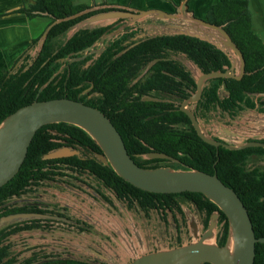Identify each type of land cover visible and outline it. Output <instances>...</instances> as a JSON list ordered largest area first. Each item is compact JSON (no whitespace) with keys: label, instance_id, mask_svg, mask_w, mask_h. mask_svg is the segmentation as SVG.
Instances as JSON below:
<instances>
[{"label":"trees","instance_id":"obj_1","mask_svg":"<svg viewBox=\"0 0 264 264\" xmlns=\"http://www.w3.org/2000/svg\"><path fill=\"white\" fill-rule=\"evenodd\" d=\"M189 2V9L193 10ZM88 7L87 4H74L73 0H35L20 11L29 19L47 18V27L56 19L72 16ZM110 9L87 11L78 17L63 20L52 26L35 58L28 62V56H26L27 61L20 66L19 71L8 75L1 82L0 124L18 108L36 99L67 97L94 106L111 119L122 135L129 154L140 166L158 167L148 163L159 159L144 157L154 149L175 157L176 165L181 169H199L211 174L217 172L219 178L233 188L244 202L256 237H264V170L246 166L252 155H264V148L248 147L235 150L223 146L217 148L205 142L197 134L187 114L180 110H166L169 103L145 101L141 99V96L129 103L123 97L125 92L133 93V91L145 95L153 87L163 91H173L183 83L182 80L185 81L186 86L195 87V79L183 63L178 60L164 59L153 65L150 76L137 83L134 88H128L127 82L139 74L142 65H146L155 58L167 56L169 52L185 54L202 72L225 71L226 67L231 66L230 57L211 42L185 34L157 35L139 42L112 59L113 47L117 48L116 52L125 49L120 44L130 35L125 33L89 69L81 71L82 62H72L68 69L63 74L57 75L37 97L41 86L60 68L59 59L80 53L96 43L106 27L83 28L67 40L63 39L64 34L78 22ZM174 11L176 10L173 9L170 12ZM199 17L217 25H224L246 60V73L240 80L234 78L210 80V84L205 88L201 106L209 109L216 103L230 115L237 109H243L241 104H244L246 109H256L250 96L257 97L261 103H264L263 96H256L257 93L264 92V41L253 28L249 0H218L209 6L203 16ZM39 39H34V44H37ZM176 76H179L181 80H176ZM85 80L89 81L84 85L85 87L93 81L95 91L103 92L104 97L89 98L87 95H82L84 87L79 85ZM221 84L229 93L223 99L219 97ZM120 99L126 103H120ZM260 112L264 113V109ZM59 139L70 145L80 144L91 149L93 154L87 158L73 156L64 159H43L45 154L64 145L58 141ZM96 153L102 154L103 151L83 128L67 122L42 126L36 132L19 172L0 187V204L12 195L20 194L31 178L48 176L50 171L46 168L50 163L64 160L81 167H90L108 184L114 186L120 195L131 193L144 209L156 206L157 203L161 205L166 203L165 205L170 206L169 204L175 203V196L183 195L190 198L198 208L207 212L205 226L208 225L210 215L219 211L217 242L219 245L226 244L229 236L228 218L217 204L203 193L187 191L168 194L143 190L123 179L111 165L98 160L94 156ZM71 264L89 263L72 261ZM254 264H264L263 242L256 243Z\"/></svg>","mask_w":264,"mask_h":264},{"label":"water","instance_id":"obj_2","mask_svg":"<svg viewBox=\"0 0 264 264\" xmlns=\"http://www.w3.org/2000/svg\"><path fill=\"white\" fill-rule=\"evenodd\" d=\"M114 7L116 8L93 14L78 22L64 34L63 39H69L83 28H94L111 20L127 18L129 22L124 26L122 25L113 34L122 33L128 25H136L143 30L134 38L137 42L130 45L123 52L149 37L163 34H185L211 42L230 57L231 67L225 72L202 73L193 61L181 60L197 77L198 85L197 92L186 100L184 105L190 101L198 100L202 94L205 80L214 77L241 79L246 73L245 57L224 25H217L197 16L194 10L189 9L188 4L183 9L179 7L174 12L160 8L138 9L124 5ZM87 11H92V9H86L69 17L56 19L49 24L37 43V53L41 50L54 24L69 18L78 17ZM94 24L98 25L92 26ZM105 38L106 36H102V43ZM96 45L97 43L85 48L81 51L83 52L81 57L73 59L84 58L87 52L89 50L93 51ZM102 49L104 48L102 47L98 50V54ZM156 61L158 59L151 61L148 68ZM55 76L54 74L41 86L37 97ZM256 96L264 97V92L257 93ZM182 109L190 117L197 134L205 142L217 148L220 145L231 150L244 149L251 146L264 147V142L255 140L256 138H264L263 112L255 109L241 111L243 114L250 111L257 112L258 121H256V125H252L254 132H247L236 127L235 124L239 123L236 120L237 117L232 121V125H211V128L209 127L208 129L193 111L185 107ZM58 122H67L83 128L103 151L102 154L96 153L94 156L104 164L111 165L123 179L134 186L156 193L201 192L217 204L228 218L229 236L225 245H219L217 242L220 213L216 211L212 213L209 225L202 235H199L198 227L193 224L195 231H193V238L190 242L173 247L160 248L158 251L137 256L129 264H202L206 262L211 264H254L256 243H264V237H256L247 207L238 193L219 178L217 172L211 174L192 168L181 169L171 166L146 168L140 166L129 154L122 135L111 119L98 108L79 100L67 97L48 100L36 99L4 118L0 124V187L9 182L19 172L36 132L46 124ZM209 130L218 134L224 141L217 140L210 134ZM79 153L80 151L73 147H61L45 154L43 158L50 159ZM144 157L176 160L171 155L158 152L148 153ZM30 216L32 215L18 213L3 217L0 221V227L6 222Z\"/></svg>","mask_w":264,"mask_h":264},{"label":"flooded vegetation","instance_id":"obj_3","mask_svg":"<svg viewBox=\"0 0 264 264\" xmlns=\"http://www.w3.org/2000/svg\"><path fill=\"white\" fill-rule=\"evenodd\" d=\"M184 1L185 3L187 1L189 2V0H181L180 4H182ZM180 4L178 3L175 7L177 8ZM128 22L129 20L127 18H119L115 19L111 23L101 25L106 27V29L100 36L99 40L96 42L97 45L95 46V48H93V51L89 50L87 52V55L82 59L74 60L73 58L81 57L83 55V52L60 58L59 62L61 63V66L54 74L56 76L63 74L68 69L69 64H71L72 62H82L81 71L89 69L112 46V44L115 43L117 40L121 39V37L124 36L125 33L130 34L123 41L120 42V44L124 46L125 49H127L133 43L137 42L134 38L137 37V35L140 34V32L143 30L139 26L128 25L125 27L122 33L113 34L118 28H120L122 25L124 26ZM102 36H106L103 43L101 42ZM102 47L104 49H102L98 54V50H100ZM124 50H122L121 52H116L117 48L113 47L112 51L114 52V56L112 59L118 57L120 54L123 53ZM155 59H158V61L164 59L178 60L183 63L181 60L188 58L183 53L169 52L167 56ZM23 63L24 60L22 61V63H20L18 69L13 74L19 71L20 66ZM149 63H147L146 65H142V69L139 71V74L134 78L132 77L129 79V81L127 82L128 88H134L137 83L145 80L148 76L151 75L150 70L155 63L148 68ZM230 67H226L225 71H227V69H229ZM191 75L195 79V87L193 85L186 86L185 81L182 80L183 83L177 88L173 89V91H163L162 89L153 87L150 88L148 93H146L145 95H140L139 92L133 91V93L125 92L123 97L125 101L129 103L133 102V100L138 96H141V99L145 101L169 103V107L166 108V110H180L187 114L182 109L185 107L193 111L196 117L202 120L205 125L206 123H209L206 121L207 119H209L208 115L212 112L219 113V115H224L225 117H229L232 122L238 116L241 110L247 108L244 107V104H241L243 109H237L233 111L230 115L225 110H222L220 106L216 103L211 105L209 109L203 108L201 106L205 88L208 87L211 79L231 77H214L205 80L203 84L202 94L198 98V100L190 101L186 105H184V102L186 100L194 96L198 88L197 77L194 76L192 72ZM176 80H181V78L179 76H176ZM88 82V80H85L79 85V87H84L81 94L87 95L89 98H103L104 93L100 91H95V83L93 81L86 87L84 86ZM228 94L229 93L225 89V86L221 84L219 89V97L223 99L224 97L228 96ZM250 97L255 105V110L258 109L257 111H263L264 103H261L260 99H258L257 97ZM125 101L123 99H120V103H126ZM211 125L206 126L209 129V127L211 128ZM209 132L217 140L224 141L219 137L218 134L210 130ZM255 140L264 142V138H256ZM58 141L64 144L62 147H73L74 149L79 150L80 153L76 155L62 156L46 160L64 159L73 156L87 158L93 154L91 149L86 148L80 144L74 143L70 145L62 139H59ZM156 152L165 153L156 151L154 149H152L148 153ZM255 157H264V155H252L248 159V161L251 158ZM145 158L159 159L158 161L148 163V165H157L158 167L163 166V162H173L175 164L177 161L160 157ZM256 167L260 168L258 166ZM46 169L50 171L48 176L36 179L31 178L29 180V183L20 191V194H14L8 199H6L2 204H0V221L3 217L18 213L32 215L28 218H22L11 222H6L4 225H2V227H0V264H71L72 261L89 264H113V261L115 262L116 260L115 258H112V255L108 253L106 248H113L114 245H120V248L125 252L123 257L128 259V261H125V259L121 257L122 259L120 263L129 264L133 262V260L137 257L134 256L136 250L131 247L132 241L136 240L137 231L139 227V225L136 223L135 218H133L132 216L133 210L138 213L143 220L148 221L152 219H157V221L164 224L168 230H171L173 233V240H169V243H172L171 247L175 246L174 242H177L178 245H182L185 243L183 242V235L185 230L186 232L188 231L187 233H190L188 237H191L192 239V233L193 231H195L193 229V224L198 227V233L201 226H203V229L206 230L207 226L209 225V220L212 214L209 217L208 225L205 226L207 212L204 209L201 210L200 208H198V206L186 196H175V203L173 202L172 204H169L170 206L165 205L166 203H164L163 205L157 203L156 206H149L147 209H144L139 205L138 200L133 197L131 193L120 195V193L114 186L108 184L104 178L100 177L90 167H81L69 161L59 160L50 163V165H48ZM47 184H50V186L44 188V186ZM42 188H44V190L46 191L45 193L40 192L41 190H43ZM32 191H35V197H26V195ZM193 207L196 208L197 219L194 215L192 216V212L194 211ZM102 210V217L103 219H105L107 230H105L104 228L102 229L98 226V224H100L98 222V216L101 215L100 211ZM54 223L61 225H69L71 228H76L81 233L92 234L94 238L92 239V241H82V243H84L81 246L82 248L77 247L76 251L71 250L69 244L64 242L67 241V238L64 237H68V235L60 234L59 232L57 234L55 230L53 232L52 227L54 226ZM116 228L119 229L121 233L120 235L116 231ZM20 234H31L33 236V240L36 237L35 235H37L39 241L32 243L30 242L31 240L28 238V242H25L24 244L20 245L15 240L17 236H20ZM55 234H57L59 238H61V241L49 238L51 237V235ZM139 237V246H142L144 249L146 248V250L139 252L138 256L158 251L160 248H166L165 246L167 244L165 241V243H161V241L159 243L155 239V242H153L150 240L151 235L149 236L147 234H144ZM141 237H143V240ZM150 242L155 245L154 249H150ZM79 249L83 250L81 252V255H78V253H80Z\"/></svg>","mask_w":264,"mask_h":264},{"label":"crops","instance_id":"obj_4","mask_svg":"<svg viewBox=\"0 0 264 264\" xmlns=\"http://www.w3.org/2000/svg\"><path fill=\"white\" fill-rule=\"evenodd\" d=\"M180 0H73L74 4H87V9H114L117 5L138 9L160 8L172 11ZM218 0H190L194 12L203 16L209 6ZM35 0H0V84L13 74L32 50L34 39L40 38L47 28L34 30L30 19L20 9L34 3ZM254 30L264 41V0H249ZM110 9V10H111ZM111 20L105 24L111 23ZM104 24V25H105ZM200 71V70H199ZM201 72V71H200ZM246 110V109H245ZM244 110V111H245ZM243 111V110H242Z\"/></svg>","mask_w":264,"mask_h":264},{"label":"rangeland","instance_id":"obj_5","mask_svg":"<svg viewBox=\"0 0 264 264\" xmlns=\"http://www.w3.org/2000/svg\"><path fill=\"white\" fill-rule=\"evenodd\" d=\"M180 2H181V0L179 1V4H180ZM186 4H188V1L186 2ZM186 4L184 1L182 3V5L180 4L181 6L179 5L177 8L175 7V10H177L179 7H181L183 9ZM30 22H31L32 29L36 30V29H38V26H39V28H43L44 25L47 23V19L45 17H34V18L30 19ZM95 25H98V24H94L92 26H95ZM33 47H34L33 50H31L28 53V62H30L34 58V56L36 55V53L38 51V44L34 45ZM26 61L27 60H25V58H24V63ZM184 61L189 62L188 59H184ZM208 118L209 119H207V121H206V122H209V123H206V125H208V126H210L211 124H213V125H232L233 124L229 117H225L224 115H219V113H215V112H212L211 114H209ZM236 120L239 121V123L235 124L236 127H238L239 129H241L243 131L254 132L253 131L254 128L252 127V125H256L255 123H256V121H258L257 112L256 111H250V112H245L244 114L242 112H240L238 114ZM162 164H163V166H171L174 168H179L176 165V163L174 164L173 162H163ZM256 166H258L262 170H264V157L251 158L247 163V168H253ZM48 186H50V184L45 185L44 188H47ZM44 188H42L43 190H41L40 192L45 193L46 191L44 190ZM34 192L35 191L28 193L26 195V197H29V198L35 197ZM193 210L194 211L192 212V216L194 215L195 218L197 219L196 208L193 207ZM100 213H101V215L98 216V219H99L98 222L100 224H98V226L101 227L102 229L104 228L105 230H107L105 219H103V217H102L103 210L100 211ZM132 216H133V218H135L136 223L139 225L136 240L132 241V246H131V247H133V249L136 250L134 256H138L139 252L146 250V248L144 249L142 246H139V243H138V238H140L139 236L144 235V234H147L149 236L151 235L150 240L153 242H155V239H156V241L159 243H160V241H161V243L166 242L167 245L165 247H171L172 243H169V240H173L172 239L173 233L171 230H168L164 224L157 221V219L145 221L134 210L132 211ZM53 225H54L52 227L53 232L55 230V232L57 234L59 232L60 234L68 235V237H64V238H67V241H64V242L69 244L70 249L74 250V251L77 250V247H81L84 244V243H82V241H84V240L92 241V239L94 238L92 234L81 233L79 230H77L76 228L73 229L69 225H61V224H55V223ZM116 231L119 233V235L121 234L118 228H116ZM204 231L205 230L203 229V226H201V228L199 230V233H200L199 235H202ZM187 232L185 230L184 235H183V242H190L192 240L191 237H188V235L190 233H187ZM31 234H20V236H17L15 238V240L20 245L24 244L25 242H28L29 241L28 238L31 240L30 242H32V243L38 242L39 241V238H37L38 236L35 235L36 237L33 240L32 239L33 234L32 235ZM57 234L51 235V237H49V238L53 239V240L61 241V238H59V236ZM192 235H193V233H192ZM186 236H187V238H186ZM141 238L143 240V237H141ZM174 243H175L174 245H178L177 242H174ZM149 247H150V249H154L155 245L152 242H150ZM106 249H107L108 253L110 255H112V258L113 259L115 258V260H116L115 262L113 261V264H122V263H120L121 259H122L121 257L124 256L125 252L120 248V245L119 246L114 245L113 248H106ZM79 251H80V253H78V255H81L82 254L81 252L83 250L79 249ZM124 259H125V261L126 260L128 261L127 258H124Z\"/></svg>","mask_w":264,"mask_h":264}]
</instances>
